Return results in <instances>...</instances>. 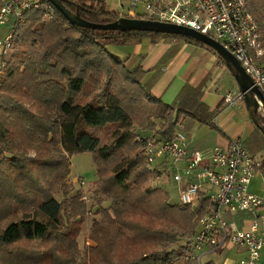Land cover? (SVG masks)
Masks as SVG:
<instances>
[{
    "label": "trees",
    "instance_id": "16d2710c",
    "mask_svg": "<svg viewBox=\"0 0 264 264\" xmlns=\"http://www.w3.org/2000/svg\"><path fill=\"white\" fill-rule=\"evenodd\" d=\"M246 1L264 40V0ZM62 4L86 23L119 20L105 0ZM53 12L47 21L30 11L13 25L0 78V264H197L189 246L210 204L171 205L165 192L152 189L134 130L170 140L178 123L188 130L193 123L211 126L214 114L200 102L201 91L186 86L165 105L142 85L133 58L125 63L107 48L159 38L204 45L182 36L83 29ZM259 65L264 72V57ZM256 120L264 138L263 119ZM107 127L113 131L101 145L89 129ZM85 153L96 167L101 218L90 226L92 245L80 249L88 209L69 177L71 157Z\"/></svg>",
    "mask_w": 264,
    "mask_h": 264
},
{
    "label": "built area",
    "instance_id": "2783aa9c",
    "mask_svg": "<svg viewBox=\"0 0 264 264\" xmlns=\"http://www.w3.org/2000/svg\"><path fill=\"white\" fill-rule=\"evenodd\" d=\"M127 10L119 19L140 20L193 30L218 43L231 54L264 95V72L259 60L264 56L260 27L246 0H117ZM141 6V8H139ZM38 12L44 20L54 17L53 6L44 0H5L0 7V28L9 19L24 23V14ZM14 29L0 39V78L11 52ZM243 100L239 89L224 95L221 107L231 108ZM259 115L263 107L258 103ZM144 164L152 171L158 165L178 187V205L194 207L206 200L208 212L197 221L188 258L200 263L203 251L217 252L227 246L243 248L246 257L238 264H259L264 249V217L259 215L263 200L248 193L260 164L240 140L204 153L190 151L183 123L175 127L170 140L158 141L153 135L138 136ZM83 185L82 182H80Z\"/></svg>",
    "mask_w": 264,
    "mask_h": 264
},
{
    "label": "crops",
    "instance_id": "0c3cea01",
    "mask_svg": "<svg viewBox=\"0 0 264 264\" xmlns=\"http://www.w3.org/2000/svg\"><path fill=\"white\" fill-rule=\"evenodd\" d=\"M4 1L0 2V7ZM111 1L105 0L109 11L118 17L121 10L126 12L117 0H114L116 10L111 9ZM13 25V20L9 19L0 28V39L14 29ZM120 50L123 55L118 54L122 55L125 63L133 58L134 64L140 65L142 85L150 87L149 93L165 105H171L185 86L201 91L200 102L214 114V118L211 126L193 123L188 130L184 124L191 143L190 151L206 153L215 147H226L232 140H240L260 164L248 186V193L263 200L259 215L264 217V138L253 124L243 100L231 108L221 107L224 95L238 89L234 69L215 51L181 39L159 38L155 43L145 39ZM160 165L158 167L162 168ZM200 257L199 264H238L246 257V251L227 246L214 253L203 251ZM203 258H206L204 263ZM259 264H264V249L260 253Z\"/></svg>",
    "mask_w": 264,
    "mask_h": 264
},
{
    "label": "rangeland",
    "instance_id": "374dc122",
    "mask_svg": "<svg viewBox=\"0 0 264 264\" xmlns=\"http://www.w3.org/2000/svg\"><path fill=\"white\" fill-rule=\"evenodd\" d=\"M121 4L127 10L128 4L125 1H122ZM110 8L116 10V3L115 1H111ZM141 8V6H139ZM40 14V13H39ZM264 46V40H263ZM123 47H108L107 52L113 56L120 58L123 61V53L120 49ZM121 53L122 55L118 54ZM11 56V52L9 53L8 57H6L5 61H8ZM264 57V56H263ZM263 57L259 60V63L262 61ZM99 140L101 145L106 144L108 137L111 135L113 129L112 127H107L104 129H89ZM134 134L136 138L138 136H144V134L140 133L139 129L134 130ZM135 142L138 143L136 141ZM141 146V143H138ZM71 167H70V177L69 180L71 184L74 186L76 190H80L82 193V200L84 201L87 209L88 214L85 216V220L82 225V230L77 238V243L79 248L82 249L86 245H92V242L88 240V234L90 231V226L93 221H98L101 217L96 215L95 212L97 210L96 205V167L93 161V157L89 153L85 154H78L73 155L70 159ZM83 185H81V183ZM150 186L152 189H161L165 192L168 196V201L171 205H178V187L177 185L171 180V177L165 172V168H158V170L151 171L150 174ZM57 201H61V196L55 197ZM109 206V202L103 204V207L106 208ZM183 241L179 243L182 245ZM178 245V246H179ZM206 258H203L202 262L204 263ZM78 264H80V259L78 260Z\"/></svg>",
    "mask_w": 264,
    "mask_h": 264
},
{
    "label": "water",
    "instance_id": "95a60500",
    "mask_svg": "<svg viewBox=\"0 0 264 264\" xmlns=\"http://www.w3.org/2000/svg\"><path fill=\"white\" fill-rule=\"evenodd\" d=\"M44 1L52 5L53 8L56 9L61 15H63L72 25L79 28L93 30H114L121 32L136 31L172 36H182L197 41L198 43H201L205 47L215 51V53H217L227 63V65L233 68L236 72L235 78L237 81L238 89L243 94V101L246 105V108L249 112L253 124L258 125L256 120V116L259 114L258 103H260L263 107L262 115L260 116L264 122L263 93L260 90L252 87V82L246 76L243 69L234 59V57L228 52H226L218 43L214 42L213 40L203 35H200L199 33L190 29L148 21L119 19L117 23L113 25L90 24L80 20L76 14L70 13L68 10H66V8L62 4L63 0Z\"/></svg>",
    "mask_w": 264,
    "mask_h": 264
}]
</instances>
